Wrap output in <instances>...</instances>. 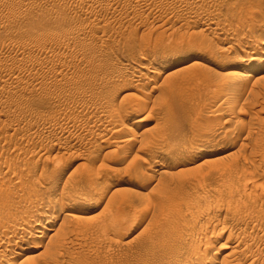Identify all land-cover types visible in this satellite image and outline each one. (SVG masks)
Returning <instances> with one entry per match:
<instances>
[{
  "label": "rangeland",
  "instance_id": "374dc122",
  "mask_svg": "<svg viewBox=\"0 0 264 264\" xmlns=\"http://www.w3.org/2000/svg\"><path fill=\"white\" fill-rule=\"evenodd\" d=\"M261 41L264 0H0V264H264Z\"/></svg>",
  "mask_w": 264,
  "mask_h": 264
},
{
  "label": "bare ground",
  "instance_id": "6f19581e",
  "mask_svg": "<svg viewBox=\"0 0 264 264\" xmlns=\"http://www.w3.org/2000/svg\"><path fill=\"white\" fill-rule=\"evenodd\" d=\"M261 42H262V41H261ZM261 45L264 46V41L261 43ZM249 54H252V53H249ZM258 57H259V56H258ZM252 58H253V56L250 57V59H252ZM258 62H259V61H258ZM231 74H232V73H231ZM245 74H246V73H245ZM236 77H237V76H236ZM236 77H234V76H228V79L226 80V82L228 83V85H231V84H233L234 82L236 83V82L238 81V80L236 81V79H238V77H237V78H236ZM239 77H240V76H239ZM242 77H243V76H242ZM248 77H250V75H248ZM244 79H245V78H244ZM244 79L242 78V79H240V80L243 81ZM246 79H247V78H246ZM248 79H249V78H248ZM246 81H247V80H246ZM231 82H232V83H231ZM248 82H249V80H248ZM248 82H247V83H248ZM244 83H245V82H244ZM245 84H246V83H245ZM160 85H163V84H160ZM228 85H225V87L228 86ZM152 90H153V89H152ZM170 97H171V98H174V94H173L172 96H170ZM222 102H223V101H222ZM220 103H221V102H220ZM116 132H117V131H116ZM199 140H200V139H199ZM207 140H208V139H207ZM126 141H127V140H126ZM202 141H203V140H202ZM154 142H155V141H154ZM154 142H152V143H154ZM156 143H157V142H156ZM154 144H155V143H154ZM202 144H203V143H202ZM206 145H207V144H206ZM48 200H49V199H48ZM48 203H49V202H48ZM245 203L248 204V202H245ZM46 204H47V203H46ZM50 204H52L51 201H50ZM50 204H49V205H50ZM53 205H54V202H53ZM46 207H47V205H46ZM53 207H54V206H53ZM49 208H51V207L49 206ZM49 208H48V209H49ZM42 209H43V208H42ZM44 209H45V210H44L43 212L41 211L42 213L37 212V210H34V211H35L34 214L37 213V215H36V217L34 218V220H32V222H33L34 224L32 223L33 225H32L31 227H35V228H37V229L40 228V231H39V232H41L42 230H45L44 226H42V223L45 222V221H43V219H46V216H47V214H46V212H47V208H44ZM60 213H62V212H60ZM30 215H31V214H30ZM31 216H32V215H31ZM67 216H68L67 214H63V217H67ZM110 217H111V216H110ZM112 217H113V215H112ZM30 218H31V217H30ZM112 219H114V218H112ZM28 220H29V217H28ZM111 221H112V220H111ZM111 221H110V222H111ZM113 221L116 223L115 220H113ZM113 221H112V224H113ZM26 222H28V221H26ZM30 222H31V221H30ZM39 222H40V223H39ZM106 222H107V221H106ZM106 222L103 224V225H104V228H105V224H106ZM107 223H108V222H107ZM107 225H109V224H107ZM117 225H118V224H117ZM28 226H30V225H28ZM110 226H112V225L110 224ZM110 226H109V227H110ZM113 226H114V225H113ZM113 226L110 227V228H113ZM119 226H120V225H119ZM119 226H118V227H119ZM190 226H191V225H190ZM193 226H194V225H193ZM195 226H197V225L195 224ZM96 227H100V225H99V226H96ZM96 227H95V228H96ZM109 227L107 226V229H109ZM114 227H115V226H114ZM188 227H189V226H188ZM191 227H192V226H191ZM199 227H200V226H199ZM199 227H198V228H199ZM205 227H206V226H205ZM224 227H225V226H224ZM100 228H102V227H100ZM196 228H197V227H196ZM196 228L194 229V227H193V229L195 230V231H193L194 233L197 231ZM15 229H16V228H15ZM31 229H32V228H31ZM96 229H97L96 231H98V232L100 233L101 230L99 231L98 228H96ZM107 229H106V231H103V232H105V233L108 232ZM199 229H201V228H199ZM226 229H227V228H226ZM32 230H33V229H32ZM93 230H94V228H93ZM104 230H105V229H104ZM114 230H115V229H114ZM118 230H120V229H118ZM13 231H14V230H13ZM35 231H36V230H35ZM96 231H95V232H96ZM92 232H93V231H92ZM95 232H94V233H95ZM98 232H97V233H98ZM198 232H199V231H198ZM198 232H196V234H197ZM30 233H31V231H30ZM44 233H45V232H44ZM101 233H102V232H101ZM190 233H191V232H190ZM213 233H214V232H213ZM218 233H221V232H218ZM34 234H35V232L32 231L31 235L28 236L27 238H29V237H33ZM21 235H23V234H21ZM184 235H185V233H184ZM193 235H194V234H193ZM193 235H190V234H189L190 237H191V236H192V237L195 236V235H194V236H193ZM37 236H38V235L36 234V238H37ZM40 236H41V235H40ZM43 236H46V235L44 234ZM57 236H58V235H57ZM100 236H101V235H100ZM185 236H186V235H185ZM187 237H188V236H186V238H187ZM10 238H11V237H10ZM10 238H9V239H10ZM38 238H39V237H38ZM44 238H45V237H44ZM48 238H50V236H49ZM53 238H54V237H53ZM62 238H63V237H62ZM180 238H181V237H180ZM183 238H184V237H183ZM186 238H184V239H186ZM9 239H8V240H9ZM17 239H18L17 242H22V236L19 237V238L17 237ZM63 239H64V238H63ZM97 239H98V238H97ZM190 239H191V238H190ZM51 240L53 241V239H49L48 243H45V244H49V243H50L49 245H51V244L53 243ZM64 240H65V239H64ZM181 240H182V239H181ZM243 240H244V239H243ZM9 241H10V240H9ZM186 241H187V240H186ZM193 241H195V239H194ZM188 242L190 243L191 241L189 240ZM236 242H237V241H236ZM55 243H59V242L56 241ZM55 243H54V244H55ZM65 243H66V241L63 242V244L66 246ZM109 243H110V242H109ZM113 243H114V242H112V244H113ZM153 243H154V242H153ZM156 243H157V242H156ZM193 243H194V242H193ZM240 243H241V242H240ZM0 244H1V243H0ZM33 244H34V246H33V245H32V247H31V246H30V247L27 246L26 248H22L21 246L19 247V246L17 245L18 248H20V249L22 248L21 251H20V252L18 251V252L16 253L15 256H13V257H9L8 260H9L10 262H9V261H8V262L11 263V264H12L13 262H15L16 257L21 256V253H22V252H24V253H25V252L28 253V251H30V252H31V251H32V252H35V251H36V252H37V250H39V249H40V250H41V249H48V251H49V249H50V246H49V245H45V248H44V247H43L44 245H43V246L41 245L42 243H41L40 245H36V246H35V244H38V243H33ZM54 244L51 245V246H56V245H54ZM183 244H184V243H183ZM196 244H197V242H196ZM196 244H194V245H196ZM209 244H210V243H209ZM237 244H239V243H237ZM67 245H68V244H67ZM192 245H193V244H192ZM46 246H47V247H46ZM61 246L63 247L62 244H61ZM114 246H115V245H114ZM190 246H191V244H190ZM198 246H199V245L197 244V245H196V248H195V246H194V248L197 249ZM62 247H61V249H64V248H65V247H64V248H62ZM192 247H193V246H192ZM192 247H191V248H192ZM226 247H227V246H226ZM235 247L238 248L236 245H235ZM0 248H1V247H0ZM66 248H67V246H66ZM66 248H65V249H66ZM181 248H182V247H181ZM183 248H184V247H183ZM185 248H186V247H185ZM191 248H189V249H191ZM194 248H192V249H191L192 251H191V252L189 251V252L192 253V252L195 250ZM227 248H228V247H227ZM236 248H235V249H236ZM193 249H194V250H193ZM209 249H210V248H209ZM1 250H2V249H1ZM51 250H52V248L50 249V251H51ZM55 250H56V252H57V249H56V248H55L54 250H52V251L55 252ZM178 250H180V248H178ZM207 250H208V248H207ZM50 251H49V252H50ZM176 251H177V250H175V252H176ZM186 251H187V250H186ZM205 251H206V249H205ZM234 251H235V250H234ZM58 252H61V250L58 251ZM177 252H178V251H177ZM181 252H183L182 249H181ZM181 252H180V254L185 253V252H183V253H181ZM195 252H198V250H197V251L195 250L194 253H195ZM37 253H38V252H37ZM40 253H42V252H40ZM44 253H45V250H43V254H42L43 256L45 255ZM47 253H48V252H47ZM194 253H192V254L194 255ZM50 254H51V253H50ZM60 254L62 255V253H60ZM213 254H214V253H213ZM213 254H212V255H213ZM216 254H217V253H216ZM231 254H232V253H231ZM231 254H228V256L225 255L226 257L224 256V258H226V260H227V257H228V261H229V258L231 259V257L233 256V255H231ZM234 254H235V253H234ZM42 255L39 256V255L37 254V257H36V258L41 259V258L43 257ZM230 255H231V257H230ZM213 256H214V255H213ZM60 257H61V256H60ZM173 257H174V256H173ZM176 257H177V256H176ZM176 257H174V258H176ZM178 257H179V258H178ZM178 257H177V258L180 259V256H178ZM182 257H183V256H182ZM190 257H191V256H190ZM27 258L29 259L28 261H26L27 263H28L29 261H30V264H32V263H33V264L37 263V262H36L37 260H35V262H34V261H32L31 258H29V257H27ZM177 258L175 259L176 261L178 260ZM53 259H54V258H53ZM171 259H173V258H171ZM183 259H184V258H183ZM192 259H193V258H192ZM192 259H190V260H192ZM234 259H235V258H234ZM54 260H57V258H55ZM175 260L173 261V263L175 262ZM180 260H181V259H180ZM190 260H187V261L190 262ZM198 260H200V259H198ZM202 260H203V259L201 258V261H202ZM208 260H210V259H208ZM212 260H213V258H212ZM23 261L25 262V260H23ZM23 261H22V263H23ZM31 261H32V262H31ZM57 261H58V260H57ZM83 261H84V260H83ZM83 261H82V262H83ZM105 261H106V260L102 261L103 264H105V263H104ZM168 261H170V259H169ZM181 261H182V260H181ZM210 261H211V260H210ZM228 261H227L226 264H228ZM55 262H56V261H55ZM58 262H59V261H58ZM108 262H110V261L107 260V261H106V264H108ZM231 262H232V261H231ZM252 262H253V261H252ZM78 263H79V262H78ZM83 263L85 264L86 262H83ZM100 263H101V262H100ZM165 263H167V262L165 261ZM169 263H171V262H168V264H169ZM176 263L179 264V262H176ZM190 263H191V262H190ZM192 263H193V262H192ZM198 263L200 264V262H198ZM203 263H205V262L202 261V264H203ZM221 263H223V262H221ZM229 263H230V262H229ZM13 264H14V263H13ZM20 264H21V263H20ZM81 264H82V263H81ZM171 264H172V263H171ZM185 264H186V263H185Z\"/></svg>",
  "mask_w": 264,
  "mask_h": 264
}]
</instances>
